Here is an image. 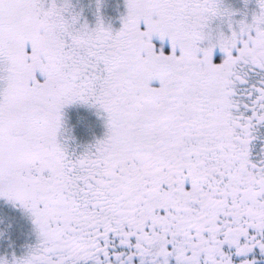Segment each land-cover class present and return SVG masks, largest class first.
I'll return each mask as SVG.
<instances>
[{
    "label": "snow or ice",
    "instance_id": "6c2138e0",
    "mask_svg": "<svg viewBox=\"0 0 264 264\" xmlns=\"http://www.w3.org/2000/svg\"><path fill=\"white\" fill-rule=\"evenodd\" d=\"M0 264H264V0H0Z\"/></svg>",
    "mask_w": 264,
    "mask_h": 264
}]
</instances>
